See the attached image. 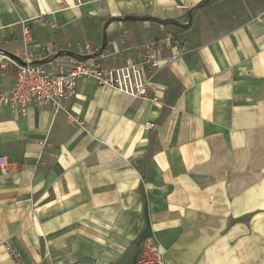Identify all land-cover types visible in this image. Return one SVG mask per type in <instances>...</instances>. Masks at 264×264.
I'll return each mask as SVG.
<instances>
[{
    "label": "crops",
    "instance_id": "1",
    "mask_svg": "<svg viewBox=\"0 0 264 264\" xmlns=\"http://www.w3.org/2000/svg\"><path fill=\"white\" fill-rule=\"evenodd\" d=\"M202 1L0 0L19 61L164 63L156 99L81 77L65 111L0 105V264H264V0Z\"/></svg>",
    "mask_w": 264,
    "mask_h": 264
},
{
    "label": "built area",
    "instance_id": "2",
    "mask_svg": "<svg viewBox=\"0 0 264 264\" xmlns=\"http://www.w3.org/2000/svg\"><path fill=\"white\" fill-rule=\"evenodd\" d=\"M23 37L25 45L31 46L33 38L26 25L23 27ZM49 62L58 65L59 58L55 57ZM11 64L16 69L15 84L9 91L0 90V105H8L25 114L32 106H49L55 113L66 110L67 102L76 94L77 81L81 77H93L99 86L119 90L132 99H156L151 94V78L154 70L164 63L162 58L150 52L143 61L127 60L119 65H108L92 55H73L66 69L53 73L42 62L29 58L19 61L0 52V79L8 74ZM153 125L151 123L150 127ZM7 164V157L0 155V169ZM5 247L16 264H25L10 241L5 242Z\"/></svg>",
    "mask_w": 264,
    "mask_h": 264
},
{
    "label": "rangeland",
    "instance_id": "3",
    "mask_svg": "<svg viewBox=\"0 0 264 264\" xmlns=\"http://www.w3.org/2000/svg\"><path fill=\"white\" fill-rule=\"evenodd\" d=\"M79 1V0H78ZM28 26V24L27 23H23V27L24 26ZM29 27V26H28ZM29 29H30V27H29ZM35 44H37V42L35 41L34 42V44L33 45H35ZM156 70L157 69H155L154 71L156 72ZM66 110H67V105H66ZM65 111V110H64ZM55 113V112H54ZM139 241L141 242H145L146 241V239H139ZM141 261L144 263V264H148V263H151L153 260H152V256L151 255H149L148 253H144L143 255H141ZM155 261V260H154ZM141 262V263H142Z\"/></svg>",
    "mask_w": 264,
    "mask_h": 264
},
{
    "label": "trees",
    "instance_id": "4",
    "mask_svg": "<svg viewBox=\"0 0 264 264\" xmlns=\"http://www.w3.org/2000/svg\"><path fill=\"white\" fill-rule=\"evenodd\" d=\"M211 0H203L200 4H198L197 8H202L207 6Z\"/></svg>",
    "mask_w": 264,
    "mask_h": 264
}]
</instances>
